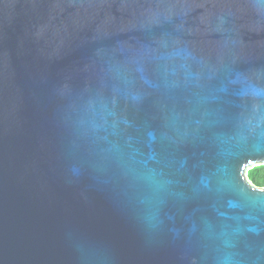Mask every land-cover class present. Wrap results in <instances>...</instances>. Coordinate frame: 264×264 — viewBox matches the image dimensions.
Instances as JSON below:
<instances>
[{
	"label": "water",
	"instance_id": "95a60500",
	"mask_svg": "<svg viewBox=\"0 0 264 264\" xmlns=\"http://www.w3.org/2000/svg\"><path fill=\"white\" fill-rule=\"evenodd\" d=\"M264 0H0V264H264Z\"/></svg>",
	"mask_w": 264,
	"mask_h": 264
},
{
	"label": "trees",
	"instance_id": "16d2710c",
	"mask_svg": "<svg viewBox=\"0 0 264 264\" xmlns=\"http://www.w3.org/2000/svg\"><path fill=\"white\" fill-rule=\"evenodd\" d=\"M251 182L259 187H264V164L254 167L248 172Z\"/></svg>",
	"mask_w": 264,
	"mask_h": 264
}]
</instances>
